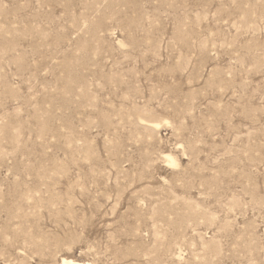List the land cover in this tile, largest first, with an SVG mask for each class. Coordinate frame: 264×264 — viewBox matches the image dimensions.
Listing matches in <instances>:
<instances>
[{
  "label": "rangeland",
  "instance_id": "374dc122",
  "mask_svg": "<svg viewBox=\"0 0 264 264\" xmlns=\"http://www.w3.org/2000/svg\"><path fill=\"white\" fill-rule=\"evenodd\" d=\"M62 258L264 264V0H0V264Z\"/></svg>",
  "mask_w": 264,
  "mask_h": 264
},
{
  "label": "bare ground",
  "instance_id": "6f19581e",
  "mask_svg": "<svg viewBox=\"0 0 264 264\" xmlns=\"http://www.w3.org/2000/svg\"><path fill=\"white\" fill-rule=\"evenodd\" d=\"M166 158H167V161L170 164H174L175 163V161H174L175 158L173 159L170 155H166ZM61 264H92V263H90V262L83 263V262H80V261H77V260H74V259H71V258H62Z\"/></svg>",
  "mask_w": 264,
  "mask_h": 264
}]
</instances>
